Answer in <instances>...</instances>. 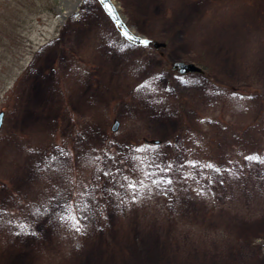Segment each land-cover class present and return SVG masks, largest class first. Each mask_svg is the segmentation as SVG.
Returning a JSON list of instances; mask_svg holds the SVG:
<instances>
[{
  "label": "rangeland",
  "instance_id": "1",
  "mask_svg": "<svg viewBox=\"0 0 264 264\" xmlns=\"http://www.w3.org/2000/svg\"><path fill=\"white\" fill-rule=\"evenodd\" d=\"M114 2L0 0V264H264V0Z\"/></svg>",
  "mask_w": 264,
  "mask_h": 264
},
{
  "label": "water",
  "instance_id": "2",
  "mask_svg": "<svg viewBox=\"0 0 264 264\" xmlns=\"http://www.w3.org/2000/svg\"><path fill=\"white\" fill-rule=\"evenodd\" d=\"M105 11V13L109 16L111 21L114 23L118 32L123 36L128 42L137 45V46H149L152 45L154 48H165L167 45L165 42L153 40L150 38H146L134 33L131 28L126 24V22L121 17L117 6L112 0H98ZM125 32L128 35H125ZM141 41H148L147 44L142 43ZM172 68L178 73L185 75L188 73H203V69L191 62H183L176 61L173 63ZM5 118V112H0V130L2 129ZM119 122L116 121L112 126V131H117L119 128ZM155 143H159V141H154Z\"/></svg>",
  "mask_w": 264,
  "mask_h": 264
},
{
  "label": "snow or ice",
  "instance_id": "3",
  "mask_svg": "<svg viewBox=\"0 0 264 264\" xmlns=\"http://www.w3.org/2000/svg\"><path fill=\"white\" fill-rule=\"evenodd\" d=\"M125 35H128V33L125 32ZM141 42L144 43V44H147L148 43V41H141ZM247 159H249V160H260L261 158L258 157V156H249V157H247ZM129 187L130 188H135V185L134 184H129ZM133 198L135 199V196ZM61 219H65V217H61ZM67 219L73 220L74 221L73 227L76 228L77 231H80L81 226H80L79 220H77L74 216H69V217H67ZM21 229L22 230H25L26 229V226H23L22 225L21 226Z\"/></svg>",
  "mask_w": 264,
  "mask_h": 264
}]
</instances>
